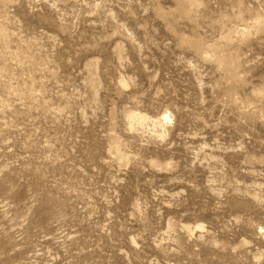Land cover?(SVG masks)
Wrapping results in <instances>:
<instances>
[{
  "label": "rangeland",
  "instance_id": "obj_1",
  "mask_svg": "<svg viewBox=\"0 0 264 264\" xmlns=\"http://www.w3.org/2000/svg\"><path fill=\"white\" fill-rule=\"evenodd\" d=\"M0 264H264V0H0Z\"/></svg>",
  "mask_w": 264,
  "mask_h": 264
},
{
  "label": "bare ground",
  "instance_id": "obj_2",
  "mask_svg": "<svg viewBox=\"0 0 264 264\" xmlns=\"http://www.w3.org/2000/svg\"><path fill=\"white\" fill-rule=\"evenodd\" d=\"M168 118V117H167ZM166 117L164 118L165 120L167 119Z\"/></svg>",
  "mask_w": 264,
  "mask_h": 264
}]
</instances>
